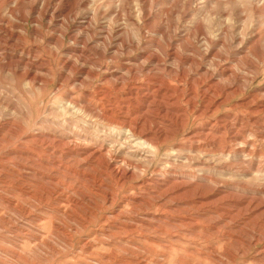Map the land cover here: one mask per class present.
Masks as SVG:
<instances>
[{"label": "rangeland", "instance_id": "1", "mask_svg": "<svg viewBox=\"0 0 264 264\" xmlns=\"http://www.w3.org/2000/svg\"><path fill=\"white\" fill-rule=\"evenodd\" d=\"M0 264H264V0H0Z\"/></svg>", "mask_w": 264, "mask_h": 264}, {"label": "bare ground", "instance_id": "2", "mask_svg": "<svg viewBox=\"0 0 264 264\" xmlns=\"http://www.w3.org/2000/svg\"><path fill=\"white\" fill-rule=\"evenodd\" d=\"M133 89V88H132ZM207 95V94H206ZM209 96V95H208ZM209 98V97H208ZM206 100H208V99H206ZM211 99L209 98V101H210ZM211 102V101H210ZM207 104V103H206ZM208 104H209V102H208ZM207 108V107H206ZM227 121V120H226ZM244 135V134H243ZM242 137L241 139L242 140H240V138L239 137ZM239 139V145H244L245 144V142H247V140H249V138H245L244 136H242V133H236L234 136H233V140H238ZM250 141V140H249ZM248 143V142H247ZM245 148V147H244ZM241 150V149H240ZM127 151V150H126ZM103 156V155H102ZM97 190V189H96ZM170 194V193H169ZM11 203V202H10ZM81 247V246H80Z\"/></svg>", "mask_w": 264, "mask_h": 264}]
</instances>
